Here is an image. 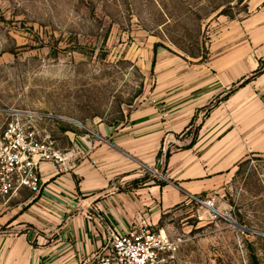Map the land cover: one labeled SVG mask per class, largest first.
I'll use <instances>...</instances> for the list:
<instances>
[{"label":"rangeland","instance_id":"374dc122","mask_svg":"<svg viewBox=\"0 0 264 264\" xmlns=\"http://www.w3.org/2000/svg\"><path fill=\"white\" fill-rule=\"evenodd\" d=\"M263 38L264 0H0V132L18 115L70 167L91 141L159 181L194 137L216 179L151 225L176 245L164 264H264ZM150 107L160 126L137 134Z\"/></svg>","mask_w":264,"mask_h":264},{"label":"crops","instance_id":"0c3cea01","mask_svg":"<svg viewBox=\"0 0 264 264\" xmlns=\"http://www.w3.org/2000/svg\"><path fill=\"white\" fill-rule=\"evenodd\" d=\"M259 42L264 49V38ZM260 75L264 77V71ZM135 119L130 127L137 129V134L152 130L150 125L160 126L162 121L155 107ZM179 124H172L171 130L180 129ZM88 142L89 148L81 150L79 159L65 172L43 163L40 192L5 207L0 219L5 227L0 233V264H84L106 240L108 229L153 225L163 211L190 194L210 192L216 179L210 176L208 164L196 161L195 148H191L170 154L165 185L150 180L134 187L130 182L140 174L127 173L128 164L105 145ZM134 149L129 152L135 154ZM141 159L150 164L152 158Z\"/></svg>","mask_w":264,"mask_h":264},{"label":"built area","instance_id":"2783aa9c","mask_svg":"<svg viewBox=\"0 0 264 264\" xmlns=\"http://www.w3.org/2000/svg\"><path fill=\"white\" fill-rule=\"evenodd\" d=\"M43 163L57 172L70 168L67 151L56 148L49 135H40L15 115L0 132V197L8 201L23 189L38 194L43 184ZM201 203L213 206L212 199ZM97 218L103 221L101 216ZM175 251V243L163 231L140 223L108 229L106 240L84 264H164Z\"/></svg>","mask_w":264,"mask_h":264},{"label":"trees","instance_id":"16d2710c","mask_svg":"<svg viewBox=\"0 0 264 264\" xmlns=\"http://www.w3.org/2000/svg\"><path fill=\"white\" fill-rule=\"evenodd\" d=\"M261 65H262L261 64V61L259 60V66H258V68L253 72V74L251 76H255V75L261 74L264 71V67L261 66ZM248 81H249V78L244 79L239 84V86H243ZM195 142H196V139L193 137L192 140L190 141V143H188L187 145H185L182 149H188V148L192 147L195 144ZM169 155H170L169 152L165 153L166 159H168ZM150 180H153L155 184L160 185V186H163V185L166 184L164 181H159L157 179H154V177L153 178L152 177H145L143 179H135V180H133V183H134V186H137L140 183H143V182H146V181H150Z\"/></svg>","mask_w":264,"mask_h":264},{"label":"bare ground","instance_id":"6f19581e","mask_svg":"<svg viewBox=\"0 0 264 264\" xmlns=\"http://www.w3.org/2000/svg\"><path fill=\"white\" fill-rule=\"evenodd\" d=\"M78 124V123H77Z\"/></svg>","mask_w":264,"mask_h":264}]
</instances>
